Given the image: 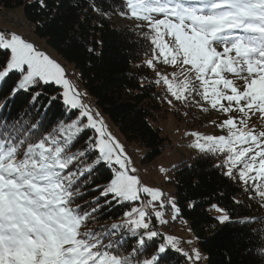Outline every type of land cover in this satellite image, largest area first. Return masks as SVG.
<instances>
[{"label": "snow or ice", "instance_id": "obj_1", "mask_svg": "<svg viewBox=\"0 0 264 264\" xmlns=\"http://www.w3.org/2000/svg\"><path fill=\"white\" fill-rule=\"evenodd\" d=\"M37 2L49 11L62 7L61 0ZM126 7L143 22L137 27L151 33L152 57L142 65L152 67L163 57L164 64L182 67L179 82L157 73L155 83L163 80L171 97L186 107L199 105L195 99L199 96L213 109L239 113L217 125L226 128L227 135L192 133L197 137L193 146L201 154L223 153L224 159L212 167L251 193L249 200L264 201V131H255L248 123L253 113L264 119V0H126ZM88 9L108 17L95 0H88ZM88 9L83 10L82 24L87 23ZM87 51L96 54L95 47ZM9 80L10 94L0 103V264H206L211 260L210 252L185 249L177 237L154 226V220L167 223L162 211L166 207L175 220L182 212L180 205L160 188L142 184L125 146L108 131L99 111L85 102L87 94L67 77L64 67L20 35L6 38L0 33V88ZM21 91L30 94V106L40 117L35 123L10 122L4 115L5 109L11 113L9 101ZM41 97L46 103L37 107ZM163 99L173 104L168 96ZM57 107L60 117L50 119L48 113ZM160 171L170 182L169 169ZM88 195L92 198L84 200ZM224 195L217 193L218 198ZM78 199L83 203L76 204ZM232 202L242 203L235 196ZM209 204L219 213L210 218L220 225L257 222L256 217L233 219L227 209ZM125 205L119 223L81 230L86 222L102 218L105 210ZM197 205L192 200L185 207L195 211ZM253 253L264 264V244L242 250L245 256Z\"/></svg>", "mask_w": 264, "mask_h": 264}, {"label": "trees", "instance_id": "obj_2", "mask_svg": "<svg viewBox=\"0 0 264 264\" xmlns=\"http://www.w3.org/2000/svg\"><path fill=\"white\" fill-rule=\"evenodd\" d=\"M77 2L80 6L72 7ZM95 2L108 13L107 18L88 9V0H61L62 7L58 11L42 8L37 0H0V12L22 8L35 34L53 48L64 62L74 65L78 73L76 84L93 99L97 110L127 142L146 148L143 161H153L167 146L166 138L153 123L166 118L170 112L180 118V112L185 108L175 99L172 105L163 99L164 96L169 99L173 97L167 92L163 80L155 83L158 65H142V61L152 55L149 30L146 27L137 29L122 25L115 20L121 11L128 13L126 0ZM84 9H88L86 24L81 23L85 16ZM144 33H148V36ZM93 41L98 43L93 44ZM88 47H95L96 54L89 53ZM141 83L145 86L141 87ZM11 85L12 80H9L0 88V103L10 94ZM30 99L29 93L21 91L14 100L9 101L11 113L5 109L4 115L10 122L13 119L21 123L25 120L37 122L40 117L36 115V108L30 106ZM41 103H46L44 97L37 101V107ZM26 110L27 115H24ZM60 113L61 108L57 107L48 116L55 120L60 117ZM48 130H52L51 125ZM77 148H81V145L78 144ZM223 159V153L217 156L199 153L195 159L182 161L171 168L169 183L182 209L177 219L188 220L200 249L206 254L211 253V260L207 264H228L229 257L232 264H261L254 253L245 256L242 250L264 244V207H261L264 201L258 197L249 200L251 193L243 192L238 184L221 177L212 165ZM220 191L225 193L222 198L217 197ZM233 196L242 203H233ZM91 198L88 195L84 200ZM192 200L198 202L195 211L185 207ZM209 201L227 209L233 219L256 217L257 222L243 227L239 224L220 225L210 218L215 215L211 212ZM75 203L81 204L83 200L78 199ZM125 207L127 205L114 207L111 212L105 210L106 214L102 218L95 223L86 222L81 230L119 223ZM252 229L259 231L253 233Z\"/></svg>", "mask_w": 264, "mask_h": 264}, {"label": "rangeland", "instance_id": "obj_3", "mask_svg": "<svg viewBox=\"0 0 264 264\" xmlns=\"http://www.w3.org/2000/svg\"><path fill=\"white\" fill-rule=\"evenodd\" d=\"M9 13L10 15L12 14V16H10ZM9 13H6L5 17H0V33H2V28L5 30L10 29L12 33H16L22 38L33 43L39 50L44 51L53 59L57 60V62H59L66 70L67 77L74 83L75 79H78V73L74 65L69 62H64L53 48H51L44 40L35 34L29 23L26 21L22 8H17L13 12ZM156 16L157 18H162L159 14H156ZM115 20L119 24L129 25L137 29L142 28L137 27L138 24H143V22L133 18L130 12L125 13L123 16L120 15L116 17ZM165 39L168 40L169 38L165 37ZM154 63L158 65V72L161 75H167L169 79H175L176 82L183 79V76L181 75L182 67L179 64H164L163 57H161L158 61H154ZM183 67L186 68L188 66ZM222 75L229 79H236L235 75L231 73L223 72ZM236 82L241 85L243 83L239 80ZM195 99L199 100L200 104H191L188 107L183 105L182 108L185 109H182L180 112V118H176L175 115L170 112L166 115V118L153 123L155 127L160 129L162 135L166 138L167 146L158 158L150 162L143 161L146 148L138 145L137 143L127 142L116 127L99 112L107 125L108 131H110L120 141V143L125 146L126 152L132 157L134 166L138 170L136 174L140 177L142 184L153 188H160L167 197L174 196L173 186L169 183V180L166 179L165 174L160 171L161 167L169 169L167 172V177H169L170 170L173 166L182 161L191 159L200 153L199 149L193 146L197 137L193 136L192 133L217 136L227 135V129H221L217 127V125L226 119L228 115L239 116V113L234 112L225 114L217 109H213L209 102L201 100L199 96H196ZM172 100H174V98H172ZM94 109L97 110V108ZM204 109H207V111ZM248 123L255 131H264V119L261 118L259 113H253ZM145 199H149V197H145ZM157 208L159 210V205H157ZM162 211L164 213V220H166L167 223L161 224L154 220V226L165 235H173L177 237L185 249L192 247L200 249L193 231L189 232V228L191 227L188 220L177 218L173 220L171 208L168 209L166 207L162 209ZM211 212L215 216L219 215L215 209H211ZM190 239H193L194 242L192 244L186 243V241ZM202 252L205 253L204 251Z\"/></svg>", "mask_w": 264, "mask_h": 264}, {"label": "bare ground", "instance_id": "obj_4", "mask_svg": "<svg viewBox=\"0 0 264 264\" xmlns=\"http://www.w3.org/2000/svg\"><path fill=\"white\" fill-rule=\"evenodd\" d=\"M9 12H13L12 10H7V11H3V12H0V14H4V17H5V14L6 13H9ZM9 15H10V13H9ZM8 16V15H7ZM10 16H12V14L10 15ZM13 16H14V14H13ZM1 17V16H0ZM16 17V16H15ZM14 17V18H15ZM17 18V17H16ZM3 20V19H2ZM12 20V19H11ZM6 21V20H5ZM19 22V21H18ZM14 23V22H13ZM1 24V23H0ZM6 31H10V29H6ZM86 100H88V103L90 104V106L93 108V107H95L96 106V104H95V102L90 98V97H88V98H86Z\"/></svg>", "mask_w": 264, "mask_h": 264}, {"label": "built area", "instance_id": "obj_5", "mask_svg": "<svg viewBox=\"0 0 264 264\" xmlns=\"http://www.w3.org/2000/svg\"><path fill=\"white\" fill-rule=\"evenodd\" d=\"M0 16L4 17V14H0ZM3 34H5L6 38H10L11 31H6L5 29H3ZM86 102H87V100H86Z\"/></svg>", "mask_w": 264, "mask_h": 264}, {"label": "crops", "instance_id": "obj_6", "mask_svg": "<svg viewBox=\"0 0 264 264\" xmlns=\"http://www.w3.org/2000/svg\"><path fill=\"white\" fill-rule=\"evenodd\" d=\"M104 116V115H103ZM105 117V116H104Z\"/></svg>", "mask_w": 264, "mask_h": 264}]
</instances>
